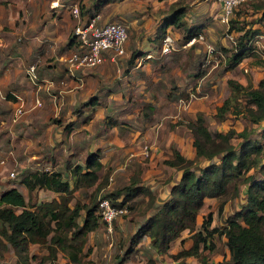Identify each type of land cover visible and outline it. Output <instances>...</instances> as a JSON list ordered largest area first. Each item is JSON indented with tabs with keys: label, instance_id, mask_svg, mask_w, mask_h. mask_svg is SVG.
I'll list each match as a JSON object with an SVG mask.
<instances>
[{
	"label": "rangeland",
	"instance_id": "obj_1",
	"mask_svg": "<svg viewBox=\"0 0 264 264\" xmlns=\"http://www.w3.org/2000/svg\"><path fill=\"white\" fill-rule=\"evenodd\" d=\"M93 1L97 4L100 0ZM257 1L260 0L240 1L229 16L233 18L232 25L235 27L248 26L247 21L254 20L260 14L261 9L251 6ZM87 2L89 0H0V40L9 41L19 36L18 42L22 44L27 39L24 35L30 31V23L35 19L40 22L46 18V29L48 28L50 33H56L55 35L51 33L53 36L45 38V57H41L40 61L39 59L32 60L39 77L36 80L38 85L39 82L41 84L44 82L40 79L44 73L54 79L49 75L50 66H57V64L62 66L60 59L52 55L51 48H54L60 40H66L72 31L75 17L70 13V6L76 5L79 12L80 5L85 6ZM177 4L185 6L183 19L187 24H195L196 31L200 35L198 37L197 34L195 39L189 43L186 42L191 36L185 42H181V30L167 26L163 32L170 34L172 44L168 51L161 52L159 44L162 33L154 36L155 27L161 22L162 16ZM90 8H94L92 3ZM97 8L100 22L116 20L125 25L127 37L124 41V53L115 56L113 61L104 58L102 63L78 67V81L81 76H86V80L78 84V104L69 105L70 114L66 113L62 107L60 109H64L65 112L60 113L62 110L59 112L60 95L56 91L49 92V94L41 93V87L37 90L36 85L29 83L24 74V67L31 62L30 57H25L27 50H23L24 55L14 57V64L17 66L15 68H20L17 71L20 78L24 80L22 83L25 89L22 95L24 107H29V102L34 97L33 90H37L38 95L45 96L46 100L51 103L47 122H54L57 126L51 125L49 130H43V132L42 130L24 129L21 135H16L15 130L2 129L3 125L0 127V159H3L0 163V191L5 189L3 187L8 181L17 185L20 178L29 171L52 168L60 160L69 156L68 153L63 154L65 149L62 147L65 143L62 139L67 133L64 130L65 126L68 125L69 129L71 121L64 126L63 124L67 117L78 115V122L80 120L90 125H87L88 128L71 133L70 140L78 139L79 144L77 146L73 141L74 148L77 150L74 152L75 156L72 154L71 158L74 162L83 164L87 151H92L97 145L96 150L101 159L98 178L85 188L87 192H93L97 199L105 190L114 188L117 183L126 182L131 178L136 183L146 185L148 192L141 194L143 199L133 206L126 205L125 210L117 215L119 217L116 218V227L111 231L107 230L105 225L100 224L98 228L86 233L81 243L79 262L68 260L61 251H57L54 258H46L44 257L45 245L36 242H29L26 251L18 255L10 247L2 246L0 239V264H110L109 258L115 249L123 252L128 248L126 260L121 264H178V258L173 259L168 251L159 253L151 259L149 254L144 252V246H149V238L146 235L131 247L128 242V235L148 213L155 210L162 198L167 195L171 185L181 175V168L178 165L166 163L165 159L176 161L175 151H177L185 158L179 164L187 162L197 172L199 166L218 158L219 153L213 154L210 158L195 154V148L192 145L191 130L193 129L189 125V120L194 118L196 112L202 114L205 120L203 123L208 130L223 131L228 127L234 129L246 127L257 130L260 125V121L249 122L243 113L235 111V104L241 108L244 103L238 97L230 95L226 78H233L239 82H245L247 79V82L256 85V81L263 77L264 16L261 23L249 24L250 27H258L257 34L262 36L255 34L248 43V38L243 39L247 55L243 56L237 64L229 67L227 66L228 57L224 55L219 46L233 50L235 44L226 33L231 32L236 41V36L241 33V30L228 31L229 18L227 23L219 20L217 0H106ZM32 31L35 32L34 29ZM23 44L30 45L28 42ZM49 44H52V47H49ZM191 45H193L192 48ZM207 45L212 46L213 50L208 55V60L203 63ZM197 51H200L203 56V64L201 63L203 71L199 75L192 76L195 67H190V60ZM156 52L160 56L152 62V58L157 56ZM131 53H134V57L136 55V59L134 64L129 65L127 58ZM23 56L26 59H22ZM51 89L57 88L52 86ZM71 90L73 92V88ZM90 95L95 96L96 103L100 104L94 108L101 109L99 117L91 121L88 120L87 113L85 114L86 106L81 104ZM226 96H228V104L218 116L215 113L216 106ZM148 99L155 102L157 107L151 111L153 119L144 124L142 128L140 108ZM26 108L23 114L27 112ZM10 111L12 107L7 111V118L11 115ZM53 111L56 112L55 115L52 114ZM66 114L68 115L65 118ZM119 118L129 122L132 127L130 131L121 130L117 123L111 124ZM96 121H98L97 124ZM93 125H97L99 129L103 126L104 129L109 128L110 130H93ZM58 127H62V130H56ZM50 131L51 134H49ZM228 140L235 145L238 138L231 137ZM261 140L263 146L259 161H264V138ZM143 144H146L148 148L146 155L139 152ZM102 146L106 150H111H104L103 153L99 149ZM203 147L212 149L214 144L206 141ZM10 171H12L11 175ZM247 172H253L252 174L258 178L264 177V168L255 166L249 168ZM65 177L71 181L70 175L67 174ZM238 192H236V184L235 187L232 186L231 180L221 194L210 198L203 197L202 208L198 210L195 219L196 228L202 221L201 217L208 210L211 211L213 225H222V212L231 214L242 203L241 199L244 200V191L240 189ZM22 195L28 205L51 198L50 192L38 188L23 190ZM120 198L118 196L116 199L119 201ZM225 198L224 211L217 212L218 203L221 200L224 201ZM74 200L80 202L87 200L78 187L72 191L71 202ZM18 209L15 207V210ZM179 233L184 235L186 232L182 230ZM212 238L213 246L208 251L201 249L200 254L206 253L212 261L227 258L224 236L214 234ZM178 240V238L174 240L172 252L179 249ZM189 241L184 242V245L187 246ZM185 259L191 264H199L196 256L188 255Z\"/></svg>",
	"mask_w": 264,
	"mask_h": 264
},
{
	"label": "trees",
	"instance_id": "obj_2",
	"mask_svg": "<svg viewBox=\"0 0 264 264\" xmlns=\"http://www.w3.org/2000/svg\"><path fill=\"white\" fill-rule=\"evenodd\" d=\"M104 1L106 0H100L95 4L96 1L89 0L85 6L80 5V17L84 18L98 12L97 7ZM91 3L94 7L92 9L90 8ZM251 6L261 10L254 20L247 22L249 24L252 22L261 23L264 16V0L253 2ZM184 12L185 6L182 4L171 7L162 16L161 22L156 25L154 36L161 33L163 36L165 33L163 31L167 26L181 30V42H185L190 36H196L198 34L197 26L185 22ZM86 13L88 14L83 16ZM232 21L233 18H229L228 31L231 29L241 30L234 42L236 48L233 47V50H229L222 45L219 46L224 55L228 57L227 66L229 67L237 64L243 56L247 55L243 39L248 38L247 40H249L259 32L258 27H250L249 24L248 26L235 27L232 25ZM71 32L69 37L59 44L56 49L57 53L83 48L78 46L76 36ZM17 44L18 41H15V45ZM190 47L192 48L193 45ZM34 51L29 56L31 62L38 54V50ZM155 55L157 56L152 58V62L160 56L158 52ZM135 59L136 55L134 57V53H131L127 58V63L134 64ZM202 61V53L194 52L190 60V67H195L192 76L199 75L203 71ZM61 63L64 62L61 61ZM262 65L264 74V64ZM226 82L229 85L230 95L238 97L244 103L241 108L235 104V111L243 113L249 122L260 121L261 124L257 130L246 127L236 130L233 127H228L222 131L208 130L200 112H196L194 118L189 120V125L193 129L191 130L192 145L195 148V154H202L206 158L212 157L215 153H219V156L217 159L199 166L197 172L187 162L179 164L185 158L177 151H175L176 161L165 159V162L170 165H178L181 168V175L171 185L167 195L162 198L155 210L148 213L128 235L129 247L136 244L142 236H148L149 246H144V252L149 254L151 259L159 253H167L171 242L180 235L179 232L187 229L190 232L189 244L169 253L173 259L178 258V264H191L185 259V256L188 255L196 256L199 264H264V177L258 178L252 174L253 172H247L249 168L255 166L264 168V161H259L263 146L260 138H264V75L258 80L256 86L251 85L249 81L241 83L233 78H226ZM227 100L228 96L216 106L215 113L218 116L226 108ZM96 102V97L90 95L81 104L89 107ZM156 107L157 104L149 99L143 102L140 108L142 128L144 124L153 119L151 111ZM115 123L121 130L130 131L132 128L129 122L124 119L120 120L119 118L111 124ZM127 133L128 131L126 135ZM231 137L238 138L235 145L229 142L228 139ZM63 140H65V148H67L69 156L60 160L50 170L34 169L21 177V181L28 191L34 186H38L56 192V197L28 205L16 187L11 186L0 191L1 245L10 247L15 254L19 255L25 252L29 242H36L45 245L44 257L46 258H54L56 252L61 251L68 260L79 262L81 243L86 233L98 228L100 224L105 225L98 212V199H95L93 192H87L85 189L98 178L101 162L97 157V152L88 150L83 164L73 163L71 158L74 149L73 140L69 141L65 138ZM206 141L212 142L214 147L205 149L203 144ZM67 174L70 175L71 181L65 177ZM231 180L234 187L237 182L246 183L244 202L238 209L226 216L224 223L220 226L210 225L211 211H206L201 217L200 225L196 228L195 219L198 210L202 208V198L221 194ZM77 187L87 197L85 202L79 200L71 202L72 191ZM145 192H148L147 186L136 183L131 178L126 182L117 183L114 188L105 190L100 197L107 198L113 205L126 208V205L133 206L142 200L143 196L140 195ZM118 196L121 197L119 201L116 199ZM223 202L221 200L218 203L217 212L221 211ZM15 207L19 209L15 210ZM119 214L111 219L110 231L116 227V218L119 217L117 216ZM214 234L224 236L228 251L227 258H222L219 261L210 260L206 253L200 254L201 249L208 251L213 246L212 237ZM128 250L120 252L115 249L109 258V263H123Z\"/></svg>",
	"mask_w": 264,
	"mask_h": 264
},
{
	"label": "crops",
	"instance_id": "obj_3",
	"mask_svg": "<svg viewBox=\"0 0 264 264\" xmlns=\"http://www.w3.org/2000/svg\"><path fill=\"white\" fill-rule=\"evenodd\" d=\"M50 6H54V5H50ZM46 21H47L46 18H43L40 22H39V20L35 19L30 23V26H29L30 31H28L27 34L24 36H26L27 39H29V40L32 39V40H30V42L27 39L23 41V43L28 42V43H30V45L29 44L26 45L23 43L19 44V42L17 45H15V41H18L19 36H17L15 39H12L9 41H7V40L5 41L4 39L0 40V127H2V125H3L2 129L15 130V131H17L16 135H21L22 130H24V129L25 130H37V131L42 130V132H43V130H49V126H51V125L54 127L57 126V124L54 122H53L54 124L49 122V121L47 122L49 114H50L49 109H50L51 103L49 100H46L45 96L37 94V90L40 87L42 89L41 93L44 92L46 94L47 93L49 94V92H55L56 91L58 93V95H60L59 102H58V107H59L58 109H60L62 107L65 109L66 113L69 112V114H70L71 110L69 108V105L70 104H78V100H79L78 99V84L84 83L85 82L84 80H86V78H85L86 76H81L79 78V81H78V67L73 68L72 70H68L66 64H64V63L62 64V66H60L59 64H57V66H50L49 67V70H50L49 75L53 76L54 79L49 78L48 74L44 73L43 74L44 76L43 77L41 76V78H40V79H43L44 82L42 84L39 82V87L38 88L36 87L37 90H33V96L39 97L41 104L40 105H32V103H33V99H32L29 102L30 103L28 105L29 107H27V108L25 107L27 109V112L25 114H22L19 118H17L18 121L16 119L15 121L11 122L10 117L7 118V116H6L7 111L9 109H11V107H13L11 105H13V103H14V100H13L14 97H13L11 92L14 91L20 95H24V93H25L24 92L25 91L24 85L22 84L24 80H22L20 78V75L17 71L20 68L19 69L15 68L17 66H16V64H14V57H19L20 54L24 55V53H23L24 49L27 50V52H25V53H27V56H25V57H29L33 52H35L34 50H38V54L35 58V59H39L38 61L41 60V57H43V58L45 57V55H46V54H44V51H46V47L44 45L45 40H46L45 38L51 37V36H53V34L54 35L56 34L54 32H51V33H53L51 35V33L48 31V28L46 29V24H45ZM49 24L50 25L52 24V20H51V22H49ZM31 27H33V28H31ZM33 29L35 30V32L32 31ZM63 41H65V39L60 40L57 43V45L54 46V48H51V53L54 57L59 58V55L61 53L63 54L66 52V51H63L61 53H57V51H56V49L59 47V44ZM49 47H52V44H49ZM25 57L23 56L22 59H26ZM33 63H34V61H33ZM52 63H54V61ZM94 75H95V73H94ZM246 82H247V79L245 82H241V83H246ZM257 82H258V80L256 81V85H257ZM26 83H28V82H26ZM256 85H254V86H256ZM52 86L57 88V89L52 90L51 89ZM72 88H73V92L71 90ZM53 95H54V93H53ZM52 103L53 104L55 103L54 100L52 101ZM97 105H100V104L94 103V104L90 105L89 107H86L85 114L87 113L89 121H91L92 119L94 120L97 117H99V115L101 113L100 112L101 109L96 110V108H94ZM64 109H60L59 112L62 110L60 112V113H62L64 111ZM59 112H58V114H59ZM76 112L78 114V108H77ZM52 114L55 115L56 112L53 111ZM67 115L68 114L64 115V117L66 118ZM69 121H71V123ZM97 122L98 121H96V124H97ZM67 123L71 124L69 129H68V125H66ZM260 124H261V122H260ZM64 125H66L64 130L67 132L65 139L70 141L71 133H74L77 130H83L82 128H88L87 125H90V123L85 124L80 120L78 122V115H73L71 118L67 117V120H65L63 126ZM98 125H101V124H98ZM112 126H114V125H112ZM51 127H50V129H51ZM100 127L101 128L99 129L97 127V125L96 126L93 125V130H110L109 128L104 129L103 126H100ZM237 129H240V128L238 127V128H236V130ZM54 130H55V128H54ZM56 130H62V127H58V128H56ZM49 134H51V131L49 132ZM261 139H263V138H261ZM62 142L65 143V140L62 139ZM74 144H76V145L78 144V139H75ZM65 147H66L65 145L62 147V149H65L63 154L68 153V150ZM96 148H97V145L95 146V149H93L92 151L97 152V157L99 158L98 151L96 150ZM99 149H100V151H103V153H104V150H106L104 148V146L100 147ZM76 150H77L76 148H74L72 150L73 155H74V152ZM108 150H111V149H108ZM108 150H106V151H108ZM83 157H84V155H83ZM99 160L101 161L100 158H99ZM72 161L74 163V159H72ZM52 168H49L46 170H50ZM19 181L20 182L17 185L15 183H9V181H8V183H6L3 188H8V187L14 186L18 190H20V192L22 193V191L26 190L27 188L22 183L21 178ZM245 187H246V183H244V182L238 183L236 185V192H238V190H240V189H242L245 192ZM34 188H38V189L46 190V191L50 192L51 197L57 196V193L50 190V189L34 186L31 190H33ZM239 192H241V191H239ZM204 197L210 198L211 196H209V197L204 196ZM243 197H244V194H243ZM241 201H242V203L244 202V200H242V199H241ZM240 205H239V207H240ZM225 206H226V198L224 199L221 211L222 210L224 211ZM239 207H237L235 209H238ZM228 215H230V213L225 212V214H223V212H222V219H223V221L221 222L222 224L224 223L225 217ZM211 223H212L211 225H213V222H211ZM183 230H185L186 233L184 235L180 234L179 236L176 237L180 240V242L178 240V246H179L178 248L179 249L182 248V246L184 245V242L186 243L187 240H190V238H189L190 232L187 229H183ZM174 240L171 242L170 247L168 248V252L173 251ZM183 247H185V245ZM226 254H228L227 250H226Z\"/></svg>",
	"mask_w": 264,
	"mask_h": 264
},
{
	"label": "built area",
	"instance_id": "obj_4",
	"mask_svg": "<svg viewBox=\"0 0 264 264\" xmlns=\"http://www.w3.org/2000/svg\"><path fill=\"white\" fill-rule=\"evenodd\" d=\"M242 0H217L219 4V20L227 23L229 16L232 13L233 8ZM70 13L75 17V23L72 26V33L76 36L78 46H82V49H70L65 53L59 55V59L63 61L68 70L83 66H90L102 63L104 58L111 61L115 59V56L124 53V41L127 37V31L125 25L120 21H99L100 14L94 12L83 19L80 17L78 7L76 5L70 6ZM257 34V33H256ZM200 34H198L199 37ZM226 35L231 41L235 42L233 34L227 32ZM255 35V34H254ZM257 36H262L257 34ZM253 37V36H252ZM252 37L248 40L251 41ZM264 37V35H263ZM195 39V36H191L186 43ZM172 44V37L168 33H164L160 39L159 49L161 52L169 50ZM213 47L207 45L205 54V63L208 60V55L211 54ZM150 55V53H147ZM202 63V64H203ZM24 74L27 77L29 83L37 84L38 74L36 72L35 64L29 62L24 67ZM13 95V107L10 115V120L15 121L25 111L24 99L22 95L12 91ZM41 101L39 97H33L32 105H40ZM147 146L143 144L140 146L139 152L142 155L147 154ZM3 159H0L2 162ZM12 174V171L9 172ZM97 207L101 218L105 222L106 229H110L111 219L125 210V207L113 205L105 197H98Z\"/></svg>",
	"mask_w": 264,
	"mask_h": 264
}]
</instances>
